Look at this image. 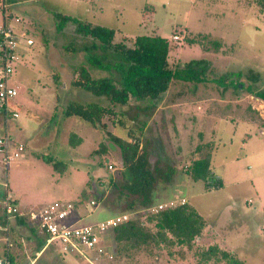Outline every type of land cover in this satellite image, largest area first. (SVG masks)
Masks as SVG:
<instances>
[{
    "label": "rangeland",
    "instance_id": "1",
    "mask_svg": "<svg viewBox=\"0 0 264 264\" xmlns=\"http://www.w3.org/2000/svg\"><path fill=\"white\" fill-rule=\"evenodd\" d=\"M12 1L18 0H0V8ZM20 5V10L9 7L14 16L12 24L17 22L19 31L28 32L35 41L29 49H21L22 63L32 77L27 83L35 85L36 69L42 66L46 76L40 78L53 87L55 105L44 132L47 126L57 125L58 134L43 147L50 134L36 139L40 127L25 120V105L10 102V110L18 107L20 117L14 118L10 112L7 134L26 149L25 156L6 169L0 167L5 175L0 178V203L10 196L9 205L17 209L10 217L31 215L28 231L21 226L11 230L16 261L30 264L35 257L40 239H44L36 217L49 203H73L79 209L74 220L79 226L115 215L98 200L112 190V181L122 169L120 149L109 134L126 140L133 134L154 157L180 170L190 163L198 143L212 142L211 167L215 179L220 178L223 185L208 188L202 181L178 173L171 186L155 193L154 203L182 194L204 217L206 225L210 223L199 243L197 259L202 248L224 241L231 249L229 253L246 264H264V101L258 96L264 91V0H25ZM56 14L113 28L114 42L127 46L136 35L162 36L169 43L171 69L183 68L195 59L207 62V68L201 81L173 80L151 106L148 101L133 98L127 104L111 106L106 97H97L73 84L79 74L77 66L84 61L82 47L91 39L77 34L72 22L58 30ZM174 34L180 38L173 39ZM21 72L22 76L27 73ZM90 72L93 77L104 74L95 69ZM237 73L241 74L238 79ZM19 85L18 93H25L27 87ZM71 101L95 102L113 113L105 112L94 127L78 116L62 118ZM5 120L0 117L4 128ZM20 122L23 127L18 128ZM103 147L106 149L100 151ZM97 149L99 152L92 153ZM92 199L96 205L89 204ZM86 204L92 207L90 211ZM4 218L0 215V223ZM5 243L0 241L1 248ZM164 256L158 259L164 260ZM216 258L218 262L213 256L210 264H225L229 259L221 253ZM34 264L129 263L105 258L91 263L79 254H63L59 245L53 244Z\"/></svg>",
    "mask_w": 264,
    "mask_h": 264
},
{
    "label": "trees",
    "instance_id": "2",
    "mask_svg": "<svg viewBox=\"0 0 264 264\" xmlns=\"http://www.w3.org/2000/svg\"><path fill=\"white\" fill-rule=\"evenodd\" d=\"M55 17L58 19V30L72 22L77 34L91 39L89 45L82 47L84 61L77 66L79 74L73 84L97 97H106L111 106L127 104L131 98L137 102L148 101L151 106L168 90L173 80L201 81V75L208 65L204 60L195 59L190 60L183 68L171 69L168 62L169 43L162 36L136 35L132 45L127 46L122 42H114L113 28L68 15L56 14ZM7 18H10V13ZM188 42L194 43L195 40L188 39ZM90 69L104 74L93 77ZM240 76L237 73L236 78ZM219 79L222 83L223 79ZM234 87L238 88V85ZM258 96L264 101V91L259 92ZM105 112L113 113L111 108L107 109L95 102L71 101L64 115L78 116L94 127ZM128 135L129 139L126 140L109 134L120 149L122 169L118 178L112 181V190L105 198L98 200L103 201L104 207L114 210V214L152 206L156 200L155 193L160 188L171 186L178 173L185 174L195 182L202 181L208 188L216 189L223 185L220 178L215 179L211 167L212 142L198 143L192 152L194 156L190 163L180 170L175 164L154 157L138 136ZM105 149L103 147L100 151ZM96 152L99 150L92 151ZM57 163H53L55 167ZM205 226L204 217L188 202L145 216L137 215L111 229L114 248V258L111 260L124 259L128 263L144 258L154 262L160 255H178L183 258L189 253L197 257ZM44 243L45 240L42 246ZM202 251L199 262L211 261L213 256L218 262L216 254L221 253L223 257H229L225 264H245L217 245H209L205 250L202 248ZM9 259L12 264H16L12 257Z\"/></svg>",
    "mask_w": 264,
    "mask_h": 264
},
{
    "label": "built area",
    "instance_id": "3",
    "mask_svg": "<svg viewBox=\"0 0 264 264\" xmlns=\"http://www.w3.org/2000/svg\"><path fill=\"white\" fill-rule=\"evenodd\" d=\"M19 18L15 20L18 21ZM178 40L177 34L172 36ZM34 43L26 31H18L11 25L3 23L0 25V113L7 120L11 112L12 117H18L19 113L10 110L9 104L18 95L19 87L12 82L16 64L20 58L19 48L22 44L30 46ZM10 138L7 135L0 137V164L7 167L11 162L24 156L25 147L17 144L10 148ZM112 168V165H108ZM187 202L182 194L172 196L165 201L154 203L152 206L141 208L136 211L117 213L113 216L100 220L91 225H76L75 206L70 202L54 201L45 205L38 214V230L46 237V245H59V251L63 254H79L88 262L105 258H114V248L110 231L118 224L135 218L137 215H148L160 210L174 208ZM89 204L96 205L92 199ZM15 206L5 203V213L10 215L16 213ZM104 242L108 244L104 245ZM0 264H12L9 257L0 258Z\"/></svg>",
    "mask_w": 264,
    "mask_h": 264
},
{
    "label": "crops",
    "instance_id": "4",
    "mask_svg": "<svg viewBox=\"0 0 264 264\" xmlns=\"http://www.w3.org/2000/svg\"><path fill=\"white\" fill-rule=\"evenodd\" d=\"M25 0H18V1H12L10 3H6L3 4L2 7L0 8V25L3 23H7L9 25H11L14 29L18 28L19 29V24L17 22L14 21V24H12L13 22V17H12V12H10L9 7H14L15 10H20V7L18 8L17 6H19L20 4H22ZM21 6V5H20ZM10 13V18H7V15ZM19 16H17L16 18H18ZM15 18V19H16ZM20 18V17H19ZM9 19V20H8ZM20 23V22H19ZM21 24V23H20ZM35 44V41L32 45L27 46L25 44H22L19 48L20 51V58L16 64V69H15V73L13 75L12 78V82L13 84L19 86V84H23L25 87H27V90L25 91V93L20 94V92L18 93V95L16 96V98L12 101H14V103L18 106H20L22 104L21 107H23V105H25L26 108V112L24 117L26 118V121H29L30 123H35L37 125V127H40V131H38L36 134L37 136H35V138H39L40 136L46 135V134H50V140L48 139V141H44V143L42 144L43 147L49 145L52 141L54 140L53 138V134H58V131L56 130V128H58V126H47L46 128V132H44V126L46 125V123L50 122L51 118L53 117L54 113H55V105L53 104V98H52V91H53V87L51 86V84H49L44 77L41 80V76H46V73H44L42 70V66L36 69V75L34 78H36V81L34 82V86L29 85V83H27L28 80L32 81V77H31V73H29L28 68H26V64L25 61L23 60L24 56H23V51H21L22 48H27L29 49L30 47H32ZM21 60V61H20ZM22 60L24 61V63H22ZM32 64V63H31ZM32 65H35L34 63ZM21 71H26L25 76H22V72ZM19 73V76H18ZM40 78V80H39ZM38 79V81H37ZM43 82V83H42ZM19 83V84H18ZM15 110L19 113V117H20V112L18 107L15 108ZM62 118L65 117L64 114L60 115ZM0 117L2 118V120L4 119V116H2V113H0ZM17 118V117H16ZM5 128H4V124L1 122L0 123V137L7 135L10 138V148L13 149L15 148V146L19 143H17L16 139H14V137L12 138L11 134H7V128H8V119L5 120ZM21 123V122H20ZM24 123V122H23ZM27 124V123H26ZM22 125V126H21ZM60 125V124H59ZM23 127V124H19L18 128ZM17 128V127H16ZM17 128V129H18ZM5 132V133H4ZM17 132H19V135L22 134L21 130H18ZM44 132V133H43ZM15 135V134H14ZM39 136V137H38ZM34 139V136H33ZM43 138H40V140H42ZM34 141L31 140L30 144L31 146L34 144ZM22 144V143H20ZM24 145V144H23ZM34 146V145H33ZM25 147V145H24ZM26 149V148H25ZM37 150H40V147L36 146ZM35 149V152H36ZM38 153V152H37ZM25 156V154H24ZM0 167H3L0 164ZM7 167H4V169H6ZM6 171V170H5ZM0 178L4 179L5 175L3 174L2 170L0 169ZM3 185H5V187H7V183H3ZM9 202L10 196H8L6 198ZM5 199V201H3V203H0V215L4 216V220L0 223V241L1 240H5V245L0 246V258H4V257H12L15 261V257L13 256V248L11 247V234H12V228L13 227H17V226H21L22 228H25L26 230L28 229V225L31 222V215H27V216H22L20 218H12L10 217L8 219L6 213H5V203L7 202V200ZM75 206V205H74ZM88 206V207H86ZM86 210L88 209V211H90V209H92L91 206H89L88 204L85 205ZM79 209L76 208L75 206V212L74 215L76 216V211L77 214L79 213L78 211ZM15 220V221H14ZM103 220V219H102ZM19 221V222H18ZM18 222V225H15V223ZM209 224L207 223V225L205 226L203 235H205V233L207 232V230L209 229ZM211 228H213L214 226L211 225ZM215 228V227H214ZM216 229V228H215ZM28 231V230H27ZM215 233V231H213ZM36 233V232H35ZM35 233L33 232V236L35 235ZM42 236L44 237L43 240L40 239V246L36 249L37 253H35V257H33V259H31L30 264H34V262L37 261V259L48 249L49 245H46V237L45 235L42 234ZM45 240L44 245L42 246L43 242ZM200 240V239H199ZM219 239H217L218 241ZM223 243H215L213 245H217L221 250L227 251L229 252V248H227V245L224 241H222ZM42 246V247H41ZM46 248V249H45ZM177 249V248H174ZM39 250V251H38ZM42 252V254H40ZM159 257V256H158ZM157 257V258H158ZM164 260H159L157 259V261L152 262L151 260H145L143 259H139L138 261H129V264H149L150 262H152V264H210L211 261H200L197 259V257L193 256L191 253L186 254L183 258L178 256V255H174V256H164ZM146 258V257H145ZM162 258V257H161ZM163 259V258H162ZM159 260V261H158ZM16 264H19L16 261ZM246 264V263H245Z\"/></svg>",
    "mask_w": 264,
    "mask_h": 264
}]
</instances>
